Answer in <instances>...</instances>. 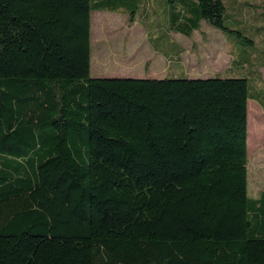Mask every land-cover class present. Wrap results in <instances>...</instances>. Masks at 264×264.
Segmentation results:
<instances>
[{
  "label": "trees",
  "instance_id": "1",
  "mask_svg": "<svg viewBox=\"0 0 264 264\" xmlns=\"http://www.w3.org/2000/svg\"><path fill=\"white\" fill-rule=\"evenodd\" d=\"M159 1L153 17L149 0H0V264H264V190L247 187L264 0ZM95 10L235 33L248 71L92 77Z\"/></svg>",
  "mask_w": 264,
  "mask_h": 264
},
{
  "label": "crops",
  "instance_id": "2",
  "mask_svg": "<svg viewBox=\"0 0 264 264\" xmlns=\"http://www.w3.org/2000/svg\"><path fill=\"white\" fill-rule=\"evenodd\" d=\"M232 1V0H230ZM152 12V16H164L167 6L163 1L160 3L149 2L148 10ZM98 11H109V10H95ZM91 12V16L92 13ZM109 12H122L128 17V14L123 11H109ZM251 16H255L252 12ZM129 18V17H128ZM136 17L133 19V21ZM205 23V24H203ZM204 21H201L198 28L193 29L189 35H185L182 32L176 31L170 26L169 23L154 25L149 28H145V38L146 42L144 44H139L135 42H130L126 50V53L118 52L112 53V61L119 66L120 62H123L126 58L128 52L132 51L133 48L140 46L142 49H147L148 51L142 55L145 60L143 64L145 69L148 71H153L150 75L148 74L143 78H211V77H222L221 74H232L235 71L246 73L248 71V65L246 63L238 64L235 67V42L234 40L217 28L207 24ZM195 32L206 33L204 37L199 36L198 47H194V43H190L191 51L186 47V44L180 42L174 35H177L178 38H190ZM153 39H158V47H155L152 41H150V36ZM90 75L92 77H108L103 75L101 71L98 70L99 66L93 68L92 66V44H91V27H90ZM190 56L194 58L193 61L190 60ZM140 57V58H142ZM110 58V54H109ZM139 58V59H140ZM114 59V60H113ZM138 59V60H139ZM111 60V59H110ZM138 66V61H136ZM142 64V65H143ZM96 73H92V71ZM98 70V71H97ZM259 76L264 81V65L259 66L258 68ZM127 75H118L114 77H129L133 74L123 73ZM248 100H254V102H248ZM247 100V158L249 155V120L252 119L256 112L260 111L264 107V102L254 98H248ZM251 103V106H250ZM248 162V160H247Z\"/></svg>",
  "mask_w": 264,
  "mask_h": 264
},
{
  "label": "rangeland",
  "instance_id": "3",
  "mask_svg": "<svg viewBox=\"0 0 264 264\" xmlns=\"http://www.w3.org/2000/svg\"><path fill=\"white\" fill-rule=\"evenodd\" d=\"M230 5V0H226ZM250 2H255L258 0H249ZM149 2H155V0H149ZM246 9V8H245ZM244 12L240 13V19L249 23L250 15L252 13L251 9L248 8ZM142 10L137 12L141 15ZM144 15V14H143ZM138 16L134 21L130 20L122 12H109V11H94L91 16V44H92V66L93 68L99 66L98 70L103 73V75L108 77L127 75L123 73L133 74L129 77H146L150 75L153 71H148L144 67L142 57L148 50L142 49L137 46L128 52L126 58L120 65L117 66L112 61V53L122 52L126 53L128 44L130 42H135L144 44L146 42L145 32L142 26L145 28L152 27L157 23L162 24V19L158 18L153 20L150 16ZM205 24V23H203ZM255 24V23H254ZM207 25V24H206ZM235 28V26H230ZM247 36L250 35L254 39H258V36H252V28L246 26V31L244 32ZM230 38L234 39L235 33ZM206 33L195 32L192 37L178 38L174 35L180 42L186 44V47L191 51L190 43H194V47H198L199 36L204 37ZM236 40V39H235ZM235 48L238 49L242 45L240 42L235 41ZM263 39L260 40L262 43ZM262 46V45H260ZM110 54V58H109ZM142 57V58H140ZM140 58V59H139ZM111 59V60H110ZM139 59V60H138ZM114 60V59H113ZM190 60L193 61L194 58L190 56ZM138 61V66L136 64ZM259 59L252 57L251 66L256 69L259 65ZM143 64V65H142ZM97 70V71H98ZM92 73H96L94 70ZM244 75L242 72H234L232 74H221L222 77H234ZM257 80H255L259 85L262 84V79L259 75H255ZM264 78V77H263ZM248 102H254V100H248ZM251 106V103H250ZM248 107V105H247ZM248 109V108H247ZM252 119L249 120V155L247 162V187L249 196H257L260 190H264V107L260 111L253 114Z\"/></svg>",
  "mask_w": 264,
  "mask_h": 264
}]
</instances>
